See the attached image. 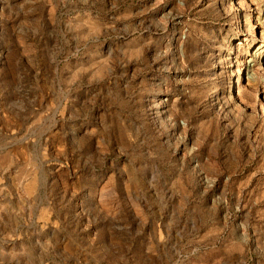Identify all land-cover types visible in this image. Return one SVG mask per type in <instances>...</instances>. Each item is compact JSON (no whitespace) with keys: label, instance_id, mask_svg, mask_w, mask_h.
<instances>
[{"label":"rangeland","instance_id":"obj_1","mask_svg":"<svg viewBox=\"0 0 264 264\" xmlns=\"http://www.w3.org/2000/svg\"><path fill=\"white\" fill-rule=\"evenodd\" d=\"M0 264H264V0H0Z\"/></svg>","mask_w":264,"mask_h":264}]
</instances>
